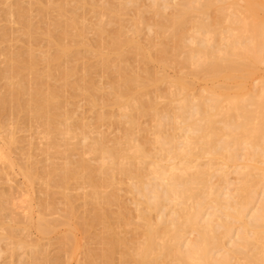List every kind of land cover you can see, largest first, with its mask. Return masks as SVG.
Instances as JSON below:
<instances>
[{"label":"bare ground","instance_id":"1","mask_svg":"<svg viewBox=\"0 0 264 264\" xmlns=\"http://www.w3.org/2000/svg\"><path fill=\"white\" fill-rule=\"evenodd\" d=\"M21 1L0 0L26 40L17 51L0 46V113L16 117L0 118V178L16 172L23 183L0 188V252L26 249L28 264H264V0ZM39 35L48 47L37 54ZM81 49L106 85L75 76ZM67 90L85 98L96 125L119 131L108 137L75 119ZM18 113L38 127L40 168L12 156ZM36 182L44 197L35 203ZM71 182L86 188L85 216ZM60 228L59 257L27 240L30 229L40 239Z\"/></svg>","mask_w":264,"mask_h":264},{"label":"rangeland","instance_id":"2","mask_svg":"<svg viewBox=\"0 0 264 264\" xmlns=\"http://www.w3.org/2000/svg\"><path fill=\"white\" fill-rule=\"evenodd\" d=\"M69 3H71V5H73V4H76L77 3V1H79V0H67ZM112 1V0H111ZM117 0H113V2H116ZM72 2H73V4H72ZM13 3H15V2H13ZM21 4L23 5V6H25L26 4H28V1H26V0H23V1H21ZM5 4L4 3H2V2H0V31H2V29H6L5 31L8 33L7 34V37L8 38H6L5 40H3L1 43H0V46L2 47V49H8L9 47V49H11V50H13V51H17V50H21V49H23V46H25V44H26V40H25V37L24 36H21V34L19 33V31L17 30V29H19V25H17L16 24V22L15 21H13V18L10 16L9 18H7V16L6 15H4V12L6 11V5L4 6ZM36 5L34 4V6H31V8L32 9H36V7H35ZM33 7H35V8H33ZM87 7L85 6V7H83L82 9H80L79 11L81 12V13H83L84 12V17H85V21L87 22H91V21H93L94 20V17H93V15L91 14V12H89V11H87V9H86ZM36 11L35 10H33L32 12H31V17H32V20H33V22L35 21V23L36 24H38L39 22H38V19H37V16H35L36 15V13H35ZM129 12V13H128ZM127 12V14L124 16V18H125V20L128 18L129 19V17H131V14H132V12L131 11H128ZM50 13V12H49ZM53 13H51L50 14V16L52 15ZM92 15V16H91ZM50 16H49V14H47L46 15V20L44 19V21H45V23H48L49 22V18H50ZM92 17H93V19H92ZM48 18V19H47ZM11 21H10V20ZM48 21V22H47ZM14 22V23H13ZM45 26V25H44ZM116 24L114 25V27L113 26H111V29H113V28H116ZM143 32V33H142ZM141 33H140V35H139V38L141 39V40H143L142 38H145V36H146V30H144L143 29V31H142ZM145 32V33H144ZM16 34V35H15ZM95 37H96V35L93 33V32H91V30H89V31H87V32H85V39H86V41L87 42H89V43H94V40L93 39H95ZM43 36L42 35H39V38L37 39L38 41H36V44L34 45L35 47H34V52L35 53H40L42 50H45V48H46V46H47V44H45L46 43V41H45V38H44V40H43ZM92 40H91V39ZM25 41V42H24ZM48 47V46H47ZM36 48V49H35ZM39 48V49H38ZM44 48V49H43ZM40 50V51H39ZM38 51V52H37ZM49 51H52L51 49L49 50ZM88 53V54H87ZM85 54V55H84ZM92 56L91 55H89V52L88 51H86V50H84V49H81V52H80V55H79V58H78V60L77 61H75L76 62V67H77V71H76V77L78 76H81V75H83L85 72V74H87V77H90L89 78V80H94L93 81V83H95V84H99V85H106V79L108 78L107 77V75H108V73L106 72V71H103V69H100L98 66H97V64H96V59L94 60L93 59V57L91 58ZM91 58V59H90ZM128 58H130V57H128ZM130 59H132V58H130ZM129 59V60H130ZM4 56L2 55H0V72L3 70L2 68L4 67ZM86 61V62H85ZM91 61V62H90ZM130 63L132 62V61H129ZM154 64H151L150 65V67L151 66H153ZM155 66V65H154ZM153 66V67H154ZM40 67V66H39ZM84 67L85 68H87V69H85L84 70ZM41 68V67H40ZM82 68V69H81ZM2 69V70H1ZM101 72H100V71ZM167 70V73L168 74H172V69H166ZM89 72V74H88V72ZM82 74H81V73ZM103 72V73H102ZM258 73H260V74H263L264 73V66L263 65H261L260 66V68H259V71H258ZM1 74V73H0ZM103 75V76H102ZM92 76V77H91ZM92 78H94V79H92ZM103 79V80H102ZM3 80V81H2ZM53 80V81H52ZM70 80H74V78L72 77ZM55 80L54 79H50V81H49V79H48V82H49V84H52V85H57V84H59V82H54ZM198 81H200V80H198ZM197 81V86H199V84H203V82L202 81H200V82H198ZM4 79L0 76V93H2L3 92V86H4ZM54 83H56V84H54ZM72 93H70V91H66V92H64V95L66 96L65 98L66 99H68L67 101V107L68 108H70L71 110H72V112H73V115H74V118L75 119H80V118H83V120H85V121H88V122H93L92 124L93 125H95V126H98L97 127V129L100 131H102L104 134H107V136L108 137H112L113 135H115L118 131H119V129H118V127L116 126L115 127V125H108V124H106V123H102V124H100V125H96L97 124V122H96V120H95V115H94V112H93V110L88 106V104L86 103V100H85V98H83V96L82 95H78L77 94V97L75 96V97H70V95H71ZM1 95V94H0ZM68 95H69V97H68ZM81 96V97H80ZM70 101V102H69ZM72 103V104H71ZM77 105V106H76ZM87 105V106H86ZM72 106V107H71ZM79 106V107H78ZM88 110H90V111H88ZM93 113V114H92ZM12 115H14V114H11V113H9L8 111H2L1 113H0V116H3V117H0L1 118V122H5V123H7L8 124V122L9 121H11V122H13V118H16V117H13ZM18 116H17V123H18V125H15L16 126V128H15V130H14V137L16 138V142H15V145H13V155L12 156H15L14 158H16V159H18L17 161H19V159H21L20 161L21 162H23V160H25L26 158H32V159H30V161H32V162H34V164H35V167H37V168H40L41 167V165L44 163L43 162V155L41 154V151H40V147L42 146V140L41 139H39V137H38V135H36L37 133H36V131H37V128H36V126L37 125H30L29 123H28V121H27V119H26V116L23 114V113H20V115H19V113L17 114ZM94 115V116H93ZM82 116V117H81ZM85 116V117H84ZM93 116V117H92ZM12 117V118H11ZM87 119V120H86ZM3 120V121H2ZM5 120V121H4ZM95 120V121H94ZM146 121H147V118H142L141 119V123L142 124H145L146 123ZM94 122H95V124H94ZM2 123V124H3ZM4 123V124H5ZM28 125V126H27ZM5 126H12V125H5ZM29 129V130H28ZM39 130V129H38ZM32 132V133H31ZM35 133V134H34ZM1 135H3V132H2V134ZM30 135H32V136H30ZM18 140V141H17ZM18 142V143H17ZM33 142V143H32ZM41 145H40V144ZM28 146V147H27ZM20 147V148H19ZM14 150H16L15 152H14ZM23 151V152H22ZM26 153V154H25ZM28 154V155H27ZM27 156V157H26ZM29 156V157H28ZM22 157V158H21ZM25 157V158H24ZM42 158V159H41ZM59 161V160H58ZM39 162V163H38ZM34 164H33V166H34ZM37 164V165H36ZM38 165H40V167H38ZM231 177H233L232 175H230ZM74 183H70V186H69V188H68V190H67V192L68 193H70V194H72V197L74 198V205H76L75 206V208H76V210H77V213L80 215H82L83 214V211H84V216H85V212H86V209H87V207H89V205H87V204H85V200L83 199V191L84 190H86V188L85 187H83V186H81L80 188L78 187V185H73ZM9 185H10V188H12V189H21V188H23V183H22V177L18 174V173H16V172H13V174L11 175V180H10V182H8V183H4L3 182V180H1V178H0V188L1 189H8V187H9ZM73 185V186H72ZM6 186V187H5ZM35 188V189H34ZM76 190H75V189ZM71 189V190H70ZM32 190H34V192L32 193V197L34 198L33 199V201L36 203L37 201H38V199L39 198H42V197H44V195L40 192V190H39V184L36 182V184H34V186H33V188H32ZM37 190V191H36ZM56 189H54V190H52V194L50 195V197L48 198L50 201H52V198H53V204H55V206L58 208L57 209V211H58V213L57 214H61L62 213V211H63V209H64V199H63V197L59 194V193H57V191H55ZM120 194H119V196H120V198L125 202V203H127V204H130V200H129V195L128 194H126L125 193V191H124V185H120ZM54 194V195H53ZM76 194V195H75ZM41 196V197H40ZM61 196V197H60ZM75 196H77L76 198H75ZM81 196H82V198H81ZM36 198V199H35ZM54 199H56V200H54ZM62 201H63V203H62ZM76 202V203H75ZM57 203V204H56ZM59 203V204H58ZM85 204V205H84ZM83 205V206H82ZM63 206V207H62ZM128 206H130L131 207V204L130 205H128ZM78 207V208H77ZM37 208V207H36ZM35 208V209H36ZM83 209V211H82V213H81V210ZM113 209H115V206H113ZM80 212H79V211ZM60 211V212H59ZM57 214H55V215H53V217H56V216H59V215H57ZM82 215V216H83ZM59 230L61 231V228L60 229H58L57 231H56V233H55V235L54 234H52V236L50 235V237H48L47 236V238L46 237H44V238H42V237H40V239H39V236L37 235V233H35V231L34 230H32V229H30V231H28L29 232V234H28V232H27V235H28V237H27V240L28 241H31V243L33 242V241H36V242H38V244L39 245H41L42 247H44L45 248V250H46V252H47V254L50 256V257H53L54 255L55 256H58L60 253H58V251H59V246H58V236H59ZM95 231H97V228H95ZM57 232H58V234H57ZM23 234H26V232H24ZM80 235V234H79ZM81 236V235H80ZM55 237V238H54ZM49 238V239H48ZM57 239V240H56ZM84 239H86V238H84V237H82L81 238V241H84V242H82V244H85L86 242H87V239L86 240H84ZM86 241V242H85ZM2 244V246H0L1 248H4V243H0V245ZM25 250L26 249H18L17 250V252L15 253V255H13V256H10L9 257V255H8V253H6V252H0L1 254H0V264H28V262H29V259L26 257L27 255H26V253H25ZM57 254V255H56ZM52 255V256H51ZM81 255V253L78 255V256H80ZM54 256V257H55ZM60 256V255H59ZM58 256V257H59ZM61 258V257H60ZM28 259V260H27ZM25 260V261H24ZM26 262V263H25ZM34 262H36V263H34ZM71 262L73 263L74 262V260H71ZM43 262H41V260H36V261H32V263L31 264H42ZM58 263V261H56V264ZM44 264V263H43ZM59 264H62V262H59Z\"/></svg>","mask_w":264,"mask_h":264}]
</instances>
